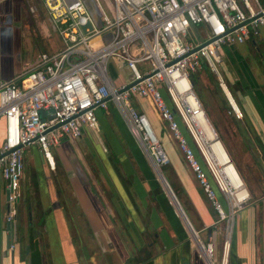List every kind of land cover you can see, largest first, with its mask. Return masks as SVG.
Instances as JSON below:
<instances>
[{
	"label": "built area",
	"instance_id": "built-area-1",
	"mask_svg": "<svg viewBox=\"0 0 264 264\" xmlns=\"http://www.w3.org/2000/svg\"><path fill=\"white\" fill-rule=\"evenodd\" d=\"M94 1L102 27L94 26L82 0H42L50 29L60 39L59 49L40 51L27 68L0 81V182L6 193L4 220L11 232L9 248L15 240L13 222L25 147L35 146L44 163L53 168L55 146L63 139L79 140L84 129L96 134L99 124L95 111H106L112 105L153 167L168 164L148 118L130 103L132 97H144L165 123L217 219L226 220L218 260L214 261L211 239L202 242L196 235L201 246L194 241L198 254L205 264H227L233 214L249 194L228 157L227 163L244 191L237 199L235 188L197 139L196 115L209 120L192 76L201 67L207 68L215 75L227 113L240 115L218 64L226 46L260 35L264 0H107L106 8L100 0ZM27 8L36 11L34 5ZM111 59L128 71L125 82L112 79L108 71ZM216 141L221 143L217 135ZM212 184L224 204L216 198Z\"/></svg>",
	"mask_w": 264,
	"mask_h": 264
},
{
	"label": "crops",
	"instance_id": "crops-1",
	"mask_svg": "<svg viewBox=\"0 0 264 264\" xmlns=\"http://www.w3.org/2000/svg\"><path fill=\"white\" fill-rule=\"evenodd\" d=\"M28 3L29 0H0V81L8 80L24 68H27L40 51H54L60 47V45H56L53 42L51 36L44 39L46 35H49L48 32L42 33L41 37L37 39V43L35 44L33 42L36 49L38 44L41 48L39 50H35L34 48L35 51L28 58L29 60L21 63L20 68L16 72L9 68L7 73H5V66L8 67L6 65L7 60L14 58L13 50L9 54H7L8 51L5 53L3 51L8 34L15 35L16 32V34L21 33L29 36L25 28L28 17L25 5H28ZM14 22L16 25L12 26ZM14 27H16V30H14ZM255 38L246 42L254 45ZM258 38L261 37L259 36ZM12 47L14 49L13 45ZM227 50L228 48H224V52L227 53ZM119 67L124 70V66L120 62ZM115 69L114 64L109 61V73H113ZM208 98L210 100V106L212 108L214 107L213 110L220 119V133L224 137L223 144H221L249 194L246 206L240 207L233 214L229 254L234 255L233 264H264V148L256 144L255 138L257 133H253L247 129L240 115L236 117L228 114V108L222 106L220 101L210 92ZM131 99L133 100L131 101ZM130 103L136 110L141 112L143 110L152 117L154 123L159 127L158 133L160 137H163L166 151L175 160L177 159L175 166L168 161V164L160 167V169L164 168L167 171L172 187L180 191L182 199L197 225V230L192 228L193 231L199 239V232H202L205 238L204 241L211 239L214 246H219L218 250L220 251L222 230L225 228L223 227V222L217 219L216 212L212 208L210 201L207 200L201 187L192 177L177 148L175 140L166 129L165 123L159 118L157 110L147 98L141 97L138 99L137 97H132L130 98ZM95 113L101 131H103L100 142L104 143L107 150H109L110 139L108 137L110 135L124 153V157L127 159L132 173L122 180V182L119 180L114 181V179L113 181L103 179L99 185H102L103 188L101 190L105 189L107 194L104 191L98 193L95 185L87 180L86 176L81 172L78 175L80 170L72 162L74 159L72 156V143L89 145L90 141L93 140L95 142L94 139L97 134L92 133L88 129H84L79 141L61 140L57 145L58 147L55 146L53 152L54 155L56 154L58 162L68 170L67 177H62L58 182L56 180L59 191L50 188L48 178L45 182L43 180L40 181L42 184L48 182V188L45 187L42 190V201L45 205H51L57 211L58 224L65 225L68 222V220L66 221V219L62 218L64 212L71 219H69L71 222L75 223L76 220L78 226L89 228L103 246L107 244L106 234H109L108 237L115 248L116 256L115 261L105 264H144V260H147V264H205L204 260L197 253L198 249L196 251L193 243L195 239L191 241L187 238V234H184V229L178 221L176 226L178 227L177 230H179L178 233L180 236L177 238L173 236L172 229L167 223L168 220L172 222V217L167 216L168 218H165V202L162 200L161 205L156 201V198L154 199L157 195L155 192H162L164 194L163 197L166 198V192L158 179L159 177H156L159 176L160 171L158 168L153 167L151 160L137 146L121 115L112 105H109L108 110H106L109 118L100 109L96 110ZM258 116L263 121L264 118L262 115L258 113ZM120 124L124 129L126 138L118 135L120 132ZM114 126L116 131L114 130ZM179 127L184 136L187 137V133L182 124L179 123ZM257 136H261V132ZM187 139L189 140V137ZM189 144L191 145L192 143L190 142ZM30 147L31 153L33 154L31 155L30 153L27 155L31 156L33 158L32 160L36 163L35 165H37L38 159L36 153L38 152L35 150L37 148L35 146ZM57 148H59V151ZM70 169L76 171V176L71 173L69 174ZM160 175L162 176L161 173ZM152 183L155 185L158 184L161 190L154 189L157 186H153ZM69 188L73 194L69 193ZM215 193L216 198L221 199L223 201L222 204H224V200L219 192L215 191ZM201 195H203L207 203L204 202ZM110 211H114L117 217H119L117 225L110 221L108 217ZM174 214H176L175 210ZM213 214L216 216L215 218ZM46 218L48 217L46 216ZM53 222L50 220L51 227H53ZM118 228H121L122 240L115 233V230ZM156 231L163 233L165 240L155 241L147 251H143L139 255L133 253L131 255L134 257L127 259L130 251L127 249L129 245L133 246L132 243L135 247L144 245L149 237L147 233ZM51 233L54 236L55 230H52ZM8 234H11L10 227L4 226L0 230V255L6 249L3 238ZM37 242L33 246H37ZM54 244L53 264H77L71 255H69L70 258L63 256L56 239L54 240ZM20 248V252L23 254L24 247L21 245ZM88 259L84 264H95L98 261V259H94L93 261L90 256Z\"/></svg>",
	"mask_w": 264,
	"mask_h": 264
},
{
	"label": "flooded vegetation",
	"instance_id": "flooded-vegetation-1",
	"mask_svg": "<svg viewBox=\"0 0 264 264\" xmlns=\"http://www.w3.org/2000/svg\"><path fill=\"white\" fill-rule=\"evenodd\" d=\"M250 50L254 59L252 64H250L245 57H242L238 50V44L232 43L228 45L227 53H223L221 61L218 64V72L240 110V116L242 117L241 119L244 125L251 132L257 133V135L261 132V136L256 135L255 142L259 147L264 148V119L262 121L258 116L259 113V115H262L264 118V102L262 103V101H264V63L262 64V62H264V46L260 44L256 45L255 43L254 47L252 46ZM102 132L103 131H101V133ZM96 134L99 135V132ZM104 137L107 139L105 135ZM108 138L110 139L109 150H107L104 143L100 142V140L99 142H94L92 140L89 145L72 143V156L74 157L72 162L73 165L80 170L78 175L82 173L87 177V180L95 185L98 193L104 191L106 194V190H101L103 187L99 185L103 179L112 181L114 179V181L119 180L122 182V180L132 173L130 165L124 157V153L110 135ZM53 156L55 159L54 165L53 168H49L38 152V164L35 170L36 174L33 175V177L31 176V178L30 176L24 175L23 183H21L23 173L21 175L20 197L17 200V211L13 222L15 244H13L10 249V234L4 236V246L6 249L0 255V264H30V255L35 249L39 251L40 264H53L55 239L57 240L63 256L67 258L71 255L72 259L74 261L76 260L77 264H84V262L89 260V256L93 261L94 259H98V262L101 264L112 263L115 261L116 252L108 237L109 234H106L107 244L103 246L89 228L78 226L76 220L75 223L71 222V219L67 217L64 212L62 218L66 219V221L68 220V222H66L65 225L58 224L57 211L53 209L51 205L47 206L43 203L42 190H44L43 188L45 187L48 188V182L51 189L54 188L55 191H59L56 180L58 182L62 177L66 178L68 175V170L58 162L54 152ZM28 158L27 154L23 157L24 169ZM69 171V174L71 173L76 176V171L74 169H70ZM47 178L49 179L48 182L44 184L40 183L42 180L45 182ZM0 185L4 199H6V193L3 189L2 182H0ZM153 186H155V184ZM154 189H160L158 184ZM176 191L180 193V191L175 190V192ZM69 193L73 194L70 188ZM155 193L157 194V192ZM166 199L167 198L163 197V201L165 202V218H168L170 216L166 213L168 209L172 212V209ZM23 210L24 217L21 215ZM5 212L6 205L3 207L2 216L0 217V230H2L4 226L9 227V224L4 220ZM46 216L48 218H46ZM108 217L110 221L117 225L119 217H117L114 211H110ZM50 220L52 222L54 221L53 227L50 225ZM167 223L172 229L173 236L176 238L179 237L178 227L169 220ZM118 229L115 230V233L122 240L121 228ZM52 230H55V238L51 233ZM147 235L149 237L144 245L135 247L132 243L134 247L130 245L131 249L129 246L127 247V249L130 250L127 259L133 258L134 256L131 255L133 253L139 255L141 252L147 251L155 241L165 240L161 232H149ZM40 239L42 242L39 241ZM36 241H38L37 246H33L36 244ZM21 245L24 247L23 254L20 252ZM143 262L144 264L148 263L147 260Z\"/></svg>",
	"mask_w": 264,
	"mask_h": 264
},
{
	"label": "rangeland",
	"instance_id": "rangeland-1",
	"mask_svg": "<svg viewBox=\"0 0 264 264\" xmlns=\"http://www.w3.org/2000/svg\"><path fill=\"white\" fill-rule=\"evenodd\" d=\"M82 1H83L84 5H85V7L87 9V12H88V14H89L94 26L102 27L103 24H102V21H101L100 12L96 9L95 1L94 0H82ZM100 1L103 4L104 8H106L105 4L106 5L108 4L107 0H100ZM28 5H34L36 7V11L35 12H30L28 10V8H27V5H25L26 13L28 15L27 20H26L27 22L25 23V28H26L27 33H28L29 36L23 35L20 32H19L20 34H16V32H15V35L8 34L7 42L3 46V51H4V53L6 51H8L7 54H9V53H12V50H13V57L14 58H10V59L7 60L6 65H8V67L5 66V68H6L5 73H7L9 68H11V70H15V72H16V70H18L20 68L21 63L29 60L28 58L31 57V54L35 50H39L41 48L40 45L38 44L37 45V49H36L35 46L33 45V41L36 44L37 43V39H39L41 37L42 33L44 34V33L48 32L49 35L48 36L46 35V37H44V39H47V37L49 38L51 36V39L53 40V42L56 45H60V41H59L60 39H59L57 33L55 31H51V29H50V23H49V20H48V16L45 13V7L43 6L42 0H29ZM47 20H48V22H47ZM15 25L16 24L14 22L12 24V26H15ZM14 28H15L14 30H16V27H14ZM259 36L261 38H258ZM259 36H257L255 38L256 39L255 43H256V45H258V43L259 44L261 43V45L264 46V26L261 27ZM203 39H205V37ZM12 45L14 46V49H13ZM252 46L254 47V45L250 44L249 42H247V43L244 42V43L238 44L239 52L241 53L242 57H245L248 60V62L250 64H252V62L254 61L253 54H252V52L250 50V48ZM34 48H35V50H34ZM19 55H20V58H19ZM111 63H113L114 66L116 67V72L114 73V71H113V73H110L112 79L115 80L116 83L117 82H125L129 78L128 71L125 68H124V70H122L119 67V62H116L115 59H111ZM263 63L264 62H262V64ZM207 72H208L207 78L210 79V83L212 85L210 93L212 95H214L218 99V101H220L222 106H224L225 108H228L225 99H223L224 97L222 96V92L217 87L215 75L213 73L209 72L208 70H207ZM196 82H197V86L198 87L197 86L194 87L195 93L198 96V99H199V101L201 103V106H202V108H203V110H204V112L206 114V117L208 118L209 122L212 124L213 128L216 131V135L219 137L221 143L223 144L224 137L220 133V125H219L220 119L216 116L217 114L213 110L214 107L212 108L210 106V104H209V102H210V100L208 98L209 94L207 93V91L205 90L204 87L200 86V83L198 81H196ZM132 100L133 99H131V101ZM102 111H103V114L105 113L106 117L109 118V116L107 115L106 111L105 110H102ZM231 115H233V114H231ZM99 130H100V132H99ZM99 130H98L99 135L95 136V139H94L95 141H98V142L101 139L100 138V135H101V127L100 126H99ZM114 130L116 131L115 126H114ZM118 135L119 136L121 135L123 138H126L124 129L121 126V124H120V132H119ZM86 138H87V136H86ZM35 150H37V152H39L38 149H35ZM25 153L26 154H30L31 153V147H29V146L25 147L24 155H25ZM32 154L33 153H31V155ZM36 155H37V158H38V153H36ZM28 157L29 158L27 159V163L25 164V169H24V172H23V178H22L21 183H23L24 175L25 176H30V178H31V176L33 177V175L36 174V172H35L36 167H37L35 165L36 163L32 160L33 158H31V156L28 155ZM158 170L160 171V173L162 174L163 178L166 180V182L170 186V189L172 190V192H173V190L175 191V189L172 187V185L170 183L167 171L164 168L160 169V167H158ZM156 177H158V176H156ZM152 185H154V183H152ZM155 186H157V185H155ZM175 193H176V195H175ZM175 193H174V195H175L180 207L182 208L185 216L189 220L192 228L197 230L196 222L191 217V215H190V213L188 211V208L186 207V205L184 203V200L182 199L181 194L179 192H177V191ZM165 195H166V198H167V200L169 202V205H170V207L172 209V212L171 211H167V215L172 217V223H174L175 225H177V221H178V223H180L182 225L183 229H184L183 230L184 234L186 233L187 234V238L189 240L193 241V239H191V235H190L189 230L185 227V224L182 222V220L176 214H174V210H173L174 207L171 204L167 193ZM163 196H164V194H162V192H157V195L155 196L156 200L161 205H162ZM201 196H202V199L204 200V202L207 203V201L205 200L203 195H201ZM4 200H5L4 199V195L2 193V189H1V185H0V217L2 216L3 207H5ZM247 202H248V200L241 206V208L245 207ZM23 212H24V210L21 212V215H23V217H24V213ZM213 217L215 218L216 216L213 214ZM219 221L223 222V227H225L226 220H219ZM181 225H180V227H181ZM221 236H222V239H221V243H222V240H223V237H224V229L222 230V235ZM199 237H200L199 240H201L202 242L205 240L204 235H203L202 232H199ZM39 241H41V239ZM219 241H220V239H219ZM39 244L41 246L40 242H39ZM194 245H195V243H194ZM195 247H196V251H197V246H195ZM218 247L214 246V248H215L214 261L218 260V255H219V252H220L218 250ZM197 253H198V251H197ZM233 258H234V255H232L231 253L228 254V262H227V264H233V261H234ZM95 264H99V262L97 261V262H95Z\"/></svg>",
	"mask_w": 264,
	"mask_h": 264
},
{
	"label": "bare ground",
	"instance_id": "bare-ground-1",
	"mask_svg": "<svg viewBox=\"0 0 264 264\" xmlns=\"http://www.w3.org/2000/svg\"><path fill=\"white\" fill-rule=\"evenodd\" d=\"M197 117V139L201 142L204 153L208 158H211L214 163L220 168L221 173L227 179V182L231 187L235 188L237 199H240L244 194V191L239 187V179L236 172L233 170L231 165L227 163V154L225 153L220 142L216 141V134L206 120L204 115H196ZM166 189V185L163 184ZM168 191V189H167ZM170 195V193H169ZM175 204V202H174ZM179 204V203H178ZM192 234V233H191ZM195 239V243L201 248L198 240Z\"/></svg>",
	"mask_w": 264,
	"mask_h": 264
},
{
	"label": "water",
	"instance_id": "water-1",
	"mask_svg": "<svg viewBox=\"0 0 264 264\" xmlns=\"http://www.w3.org/2000/svg\"><path fill=\"white\" fill-rule=\"evenodd\" d=\"M226 48H228V47H225V49H226ZM128 85H129V84H128ZM128 85H126L125 88H127ZM137 98L140 99L141 97H140V98L137 97ZM263 102H264V101H262V103H263ZM142 112H143V113L146 115V117L148 118L149 123L151 124V126H152V128H153V130H154L156 136L158 137V140H159V142H160V144H161V146H162V148H163V150H164L166 156L168 157V161H170L171 164H172L173 166H175V161H176L177 159L175 160V158H174V157H171V155L166 151V146H165V144H164V142H163V137H160V136H159V133H158V130H159L158 125L154 123V120L152 119V117H151L148 113L144 112L143 110H142ZM57 147H58V146H57ZM58 149H59V148H57V150H58ZM58 151H59V150H58ZM58 153H60V152H58ZM158 175H159L158 177H159V180H160L162 186H163V184L166 185V189L164 188V186H163V188H164L165 192L167 193V195H168V197H169V199H170L171 204H172L173 207H174V210H175L176 215H178V217H179V218L182 220V222L185 224V227L189 230L190 235H191V238L193 239L192 236H194V238H197L195 232L193 231V229H192L190 223L188 222V220L186 219V217H185V215H184V213H183V211H182L180 205L178 204V201H177V199H176L174 193H173L172 190L170 189L168 183H167L166 180L160 175V173H159ZM167 189H168V191H167ZM169 193H170V195H169ZM174 202H175V204H174ZM191 233H192V234H191ZM30 264H40V258H39V255H38V250H35V252L32 253V254L30 255Z\"/></svg>",
	"mask_w": 264,
	"mask_h": 264
},
{
	"label": "trees",
	"instance_id": "trees-1",
	"mask_svg": "<svg viewBox=\"0 0 264 264\" xmlns=\"http://www.w3.org/2000/svg\"><path fill=\"white\" fill-rule=\"evenodd\" d=\"M34 42V41H33ZM207 68H205V67H201L199 70H197L195 73H194V75L192 76V82H193V85H194V87H196L197 86V82L196 81H198L199 83H200V86L201 87H204L205 88V90L207 91V93L209 94V92H210V90H211V87H212V85H211V83H210V79L209 78H207V74H208V72H207V70H206ZM206 71V72H205ZM209 71V70H208ZM210 72V71H209ZM224 99V98H223ZM227 104V103H226ZM212 187H213V189H214V191H217L216 189H215V187H214V185L212 184ZM173 192L175 193V191L173 190ZM175 195H176V193H175ZM219 201L221 202V203H223V201L221 200V199H219ZM35 250H37V249H35ZM35 250L32 252V253H34L35 252ZM31 253V254H32ZM38 255H39V253H38Z\"/></svg>",
	"mask_w": 264,
	"mask_h": 264
}]
</instances>
